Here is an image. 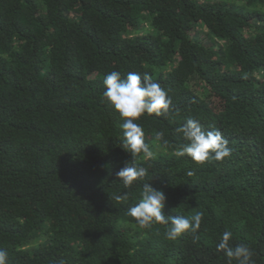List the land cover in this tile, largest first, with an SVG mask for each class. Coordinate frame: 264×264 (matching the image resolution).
<instances>
[{"label":"trees","instance_id":"16d2710c","mask_svg":"<svg viewBox=\"0 0 264 264\" xmlns=\"http://www.w3.org/2000/svg\"><path fill=\"white\" fill-rule=\"evenodd\" d=\"M111 71L150 75L172 100L169 115L137 121L154 156L138 158L148 175L131 188L117 177L132 159L123 121L102 98ZM187 117L219 130L230 157L176 155ZM144 183L168 216L203 212L198 232L140 228L127 209ZM226 230L264 264V0H0L8 264H227Z\"/></svg>","mask_w":264,"mask_h":264},{"label":"clouds","instance_id":"9594fccd","mask_svg":"<svg viewBox=\"0 0 264 264\" xmlns=\"http://www.w3.org/2000/svg\"><path fill=\"white\" fill-rule=\"evenodd\" d=\"M103 84L105 90L102 98L123 121L121 147L132 157L127 166L117 173V177L125 188H131L134 182L148 175L145 167L138 166V158L141 154L145 160L154 156L145 142L144 130L137 121L145 114L157 117L169 115L172 100L160 83L154 82L147 74L141 77L139 73L129 72L126 78H122L119 71H111L105 76ZM175 131L187 141L176 152L178 156L187 155L193 162L204 164L211 160L223 162L231 155L232 149L222 133L219 130H205L196 119L187 117L186 122ZM163 137V131L155 133V140H162ZM164 142L167 143L166 140ZM188 174L191 175V172ZM124 198H127V193ZM165 203L166 196L162 190H157L151 183H144L141 199L127 209V215L134 218L142 229H150L155 224L167 226L165 236L168 240L174 241L187 232H198L204 218L203 212H197L191 219L182 215L168 216L164 213ZM232 238L231 231H224L216 245L217 251L224 253L227 264H233V261L235 264H252L253 253L249 247L242 243L231 247ZM0 264H8V253L3 249H0Z\"/></svg>","mask_w":264,"mask_h":264}]
</instances>
